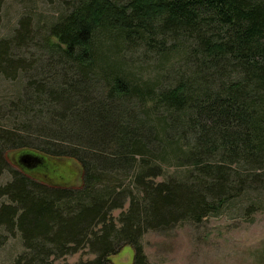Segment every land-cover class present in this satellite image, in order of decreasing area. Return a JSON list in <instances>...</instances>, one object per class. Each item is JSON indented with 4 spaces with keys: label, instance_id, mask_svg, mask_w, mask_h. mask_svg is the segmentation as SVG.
<instances>
[{
    "label": "trees",
    "instance_id": "trees-1",
    "mask_svg": "<svg viewBox=\"0 0 264 264\" xmlns=\"http://www.w3.org/2000/svg\"><path fill=\"white\" fill-rule=\"evenodd\" d=\"M21 29L0 40L9 79L14 49L33 41ZM43 43L52 73L13 108L32 120L23 136L0 133V230L23 247L13 264L80 252L94 258L78 264H112L126 245L132 264H149L144 234L199 224L261 187L264 0H71ZM141 48L166 85L133 71ZM5 147L30 161L11 168ZM61 161L76 163L80 185Z\"/></svg>",
    "mask_w": 264,
    "mask_h": 264
},
{
    "label": "rangeland",
    "instance_id": "rangeland-1",
    "mask_svg": "<svg viewBox=\"0 0 264 264\" xmlns=\"http://www.w3.org/2000/svg\"><path fill=\"white\" fill-rule=\"evenodd\" d=\"M70 6L71 0H0V40L13 38L23 30L21 24L26 25L27 33L33 38L32 42L27 41L14 49L20 60L16 77L9 79L0 74L1 134L11 131L23 136L22 125L29 124L26 120L30 117L20 116L13 108L19 104V99L24 100L31 93L30 81L37 82L48 77V72L52 73L47 67L50 56L43 37L49 26L57 22ZM128 58L134 62L132 68L136 75L166 85L165 79L157 75L159 61L156 55L141 48ZM25 156L28 152L24 150L5 147L4 157L11 168L18 167ZM57 165L67 178L65 182L80 185V173L74 161H61ZM167 172L175 174L180 170L169 166ZM260 177L261 187L229 200L224 208L204 217L199 224L186 222L144 234L142 246L149 264H264V174L261 173ZM52 179H49L52 183H58L57 178ZM7 181L9 175L4 174L0 186ZM118 213L115 211L113 215ZM4 232L0 230L5 238L0 246V264H13L23 250L22 242L18 233L7 235ZM93 258V255L80 252L54 260L52 264H78ZM109 259L112 264H132L133 250L129 245L123 246Z\"/></svg>",
    "mask_w": 264,
    "mask_h": 264
},
{
    "label": "water",
    "instance_id": "water-1",
    "mask_svg": "<svg viewBox=\"0 0 264 264\" xmlns=\"http://www.w3.org/2000/svg\"><path fill=\"white\" fill-rule=\"evenodd\" d=\"M28 161H30L29 156H25V157H23V158L21 159V163H23V164L28 163Z\"/></svg>",
    "mask_w": 264,
    "mask_h": 264
}]
</instances>
